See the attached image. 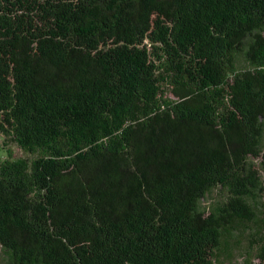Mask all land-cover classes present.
Masks as SVG:
<instances>
[{"label":"trees","instance_id":"obj_1","mask_svg":"<svg viewBox=\"0 0 264 264\" xmlns=\"http://www.w3.org/2000/svg\"><path fill=\"white\" fill-rule=\"evenodd\" d=\"M0 264H264V0H0Z\"/></svg>","mask_w":264,"mask_h":264}]
</instances>
